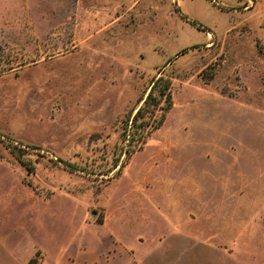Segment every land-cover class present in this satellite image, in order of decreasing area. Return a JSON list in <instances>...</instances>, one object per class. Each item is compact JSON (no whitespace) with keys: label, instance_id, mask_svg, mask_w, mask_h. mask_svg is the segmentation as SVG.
Masks as SVG:
<instances>
[{"label":"rangeland","instance_id":"374dc122","mask_svg":"<svg viewBox=\"0 0 264 264\" xmlns=\"http://www.w3.org/2000/svg\"><path fill=\"white\" fill-rule=\"evenodd\" d=\"M39 263L264 264V0H0V264Z\"/></svg>","mask_w":264,"mask_h":264},{"label":"trees","instance_id":"16d2710c","mask_svg":"<svg viewBox=\"0 0 264 264\" xmlns=\"http://www.w3.org/2000/svg\"><path fill=\"white\" fill-rule=\"evenodd\" d=\"M157 88L159 93V98L157 100L161 101L163 99V101L168 105V106L166 105V107L164 108H160V110L162 111L161 113L162 115L161 118L158 120V122L161 123L163 121V114L165 111L168 110L170 106V93H169L170 81L168 78L159 76L152 81L148 91L146 92L145 97L142 100L141 106L136 109L134 115L132 116L131 126L137 121V119H139L143 115L144 111L148 108L150 101L153 100V93Z\"/></svg>","mask_w":264,"mask_h":264},{"label":"built area","instance_id":"2783aa9c","mask_svg":"<svg viewBox=\"0 0 264 264\" xmlns=\"http://www.w3.org/2000/svg\"><path fill=\"white\" fill-rule=\"evenodd\" d=\"M39 264H44V263H39Z\"/></svg>","mask_w":264,"mask_h":264}]
</instances>
